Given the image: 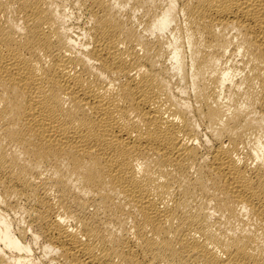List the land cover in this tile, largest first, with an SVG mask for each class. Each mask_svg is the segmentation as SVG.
<instances>
[{
	"label": "bare ground",
	"instance_id": "bare-ground-1",
	"mask_svg": "<svg viewBox=\"0 0 264 264\" xmlns=\"http://www.w3.org/2000/svg\"><path fill=\"white\" fill-rule=\"evenodd\" d=\"M0 264H264V0H0Z\"/></svg>",
	"mask_w": 264,
	"mask_h": 264
}]
</instances>
